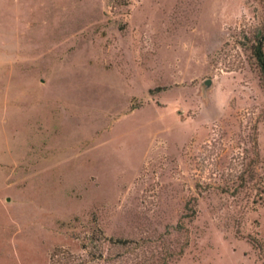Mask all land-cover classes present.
<instances>
[{"label": "rangeland", "instance_id": "rangeland-1", "mask_svg": "<svg viewBox=\"0 0 264 264\" xmlns=\"http://www.w3.org/2000/svg\"><path fill=\"white\" fill-rule=\"evenodd\" d=\"M262 35L264 0H0V264H264Z\"/></svg>", "mask_w": 264, "mask_h": 264}, {"label": "trees", "instance_id": "trees-1", "mask_svg": "<svg viewBox=\"0 0 264 264\" xmlns=\"http://www.w3.org/2000/svg\"><path fill=\"white\" fill-rule=\"evenodd\" d=\"M262 41H264V35L257 39L255 43L249 45L248 49L250 56L257 67L259 81L262 82L261 85L264 88V52L262 50Z\"/></svg>", "mask_w": 264, "mask_h": 264}, {"label": "water", "instance_id": "water-1", "mask_svg": "<svg viewBox=\"0 0 264 264\" xmlns=\"http://www.w3.org/2000/svg\"><path fill=\"white\" fill-rule=\"evenodd\" d=\"M209 84H210V79H205V80L203 81V85H204L205 87H208Z\"/></svg>", "mask_w": 264, "mask_h": 264}]
</instances>
